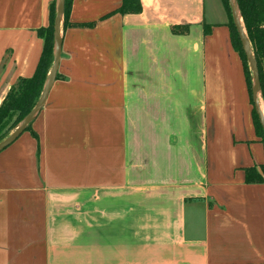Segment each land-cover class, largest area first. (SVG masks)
<instances>
[{
    "label": "crops",
    "instance_id": "obj_1",
    "mask_svg": "<svg viewBox=\"0 0 264 264\" xmlns=\"http://www.w3.org/2000/svg\"><path fill=\"white\" fill-rule=\"evenodd\" d=\"M52 1L0 0V103ZM140 2L71 0L44 105L0 151V264H264L245 181L264 146L222 0Z\"/></svg>",
    "mask_w": 264,
    "mask_h": 264
},
{
    "label": "trees",
    "instance_id": "obj_2",
    "mask_svg": "<svg viewBox=\"0 0 264 264\" xmlns=\"http://www.w3.org/2000/svg\"><path fill=\"white\" fill-rule=\"evenodd\" d=\"M70 2L71 0H64L63 28L70 25L67 22ZM222 3L228 16V28L231 36V43L242 61L247 90L249 92L250 102L253 105L251 95V72L249 70L236 28L232 22L228 1L222 0ZM237 3L244 29L256 59L260 82V97L264 104V0H237ZM140 11V0H122L120 7L116 10V12L121 14L138 13ZM54 16L55 0H53L50 4L48 25L38 29V35L43 39V48L35 70L30 77H20L8 88L0 103V125L5 120H8L10 115L15 114V118L10 125V129L15 127L17 123L32 109L41 93L45 78L52 62ZM204 28V31L207 32L206 25ZM172 30L175 33L181 31L174 27ZM252 116L255 132L257 136L260 137L264 146V132L254 106L252 108ZM25 130L31 131V123L27 125ZM245 175V181L247 183L264 182V163L259 167V169L256 167L246 168Z\"/></svg>",
    "mask_w": 264,
    "mask_h": 264
},
{
    "label": "water",
    "instance_id": "obj_3",
    "mask_svg": "<svg viewBox=\"0 0 264 264\" xmlns=\"http://www.w3.org/2000/svg\"><path fill=\"white\" fill-rule=\"evenodd\" d=\"M232 22L236 28L242 49L244 51L249 70L251 72V95L254 109L257 113L259 122L264 132V113L261 110L260 97V82L258 75V68L255 56L252 52L251 45L241 22V15L238 7L237 0H227ZM64 0H55V16L53 22V49H52V62L45 78L41 93L35 102L32 109L17 123V125L0 140V151L12 143L30 124L42 109L49 89L51 88L55 75L57 72V66L60 58L61 51V23L63 17Z\"/></svg>",
    "mask_w": 264,
    "mask_h": 264
},
{
    "label": "rangeland",
    "instance_id": "obj_4",
    "mask_svg": "<svg viewBox=\"0 0 264 264\" xmlns=\"http://www.w3.org/2000/svg\"><path fill=\"white\" fill-rule=\"evenodd\" d=\"M242 19V18H241ZM242 22V20H241ZM243 23V22H242ZM259 101L261 103V107L263 109V113H264V104L262 102L261 97H259ZM15 118V114L10 115V117L8 118V120H5L1 125H0V140L3 139L6 135H8V133L14 128L10 129V125L13 122Z\"/></svg>",
    "mask_w": 264,
    "mask_h": 264
},
{
    "label": "bare ground",
    "instance_id": "obj_5",
    "mask_svg": "<svg viewBox=\"0 0 264 264\" xmlns=\"http://www.w3.org/2000/svg\"><path fill=\"white\" fill-rule=\"evenodd\" d=\"M261 106V105H260ZM261 110L263 111L262 107H261Z\"/></svg>",
    "mask_w": 264,
    "mask_h": 264
}]
</instances>
